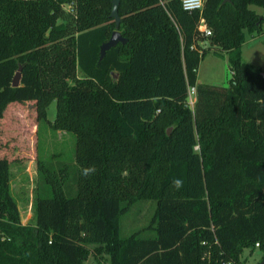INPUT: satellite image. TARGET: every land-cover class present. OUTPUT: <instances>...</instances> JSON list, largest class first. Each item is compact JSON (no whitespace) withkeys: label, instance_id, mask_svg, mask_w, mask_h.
<instances>
[{"label":"trees","instance_id":"16d2710c","mask_svg":"<svg viewBox=\"0 0 264 264\" xmlns=\"http://www.w3.org/2000/svg\"><path fill=\"white\" fill-rule=\"evenodd\" d=\"M70 1L0 0V120L29 100L45 119L55 99L50 125L75 134L78 166L68 195L66 166L38 160L33 221L22 223L0 155V264H84L88 244L105 264H242L257 242L264 261V70L241 57L244 31L264 22L249 5L264 0H205L210 35L180 0H120L126 41L101 58L111 0H73V12ZM211 49L226 52L227 85L198 80ZM139 200L155 201L150 221L122 237L120 217Z\"/></svg>","mask_w":264,"mask_h":264},{"label":"rangeland","instance_id":"374dc122","mask_svg":"<svg viewBox=\"0 0 264 264\" xmlns=\"http://www.w3.org/2000/svg\"><path fill=\"white\" fill-rule=\"evenodd\" d=\"M249 6L258 13L264 14L263 6L254 3ZM207 46V40H198L199 49ZM241 57L244 61L264 70V22L259 32H249L247 29L244 31ZM78 74H81L80 70ZM231 75L226 52L217 53L212 49L204 55L197 69L199 81L215 85H227ZM191 95L193 96V93ZM46 111L47 118L38 119L34 101H11L0 120V155L10 163V187L17 201L22 223L33 221L32 201L39 183L38 160L50 162L56 168L65 165L69 174L68 188H65V191L68 195H74L76 192L74 182V171L78 168L74 161L76 136L72 131L51 127L49 121L53 120L56 114L55 99L47 105ZM154 208V200L136 201L120 217L121 236H128L147 226ZM140 235L149 237L153 236L154 232L147 229ZM95 246L87 245L90 254L84 264L108 262V255L95 252ZM242 260V264H259L262 262V253L257 248L253 249L252 253L244 250Z\"/></svg>","mask_w":264,"mask_h":264},{"label":"built area","instance_id":"2783aa9c","mask_svg":"<svg viewBox=\"0 0 264 264\" xmlns=\"http://www.w3.org/2000/svg\"><path fill=\"white\" fill-rule=\"evenodd\" d=\"M181 1V5L184 9L188 10V11H193V10H198L199 11V17L196 23V27L197 30L201 33H203L204 35H210L211 34V29L210 27L207 25L206 20L203 16L202 13V9L204 6V1L205 0H180ZM64 8L73 12L75 10L74 8V1H70L68 3H65ZM193 93V96L191 95ZM196 99V95H195V86L194 85H190L188 87V95H187V102L189 105L193 106L194 101ZM259 246V243L257 242L255 244V247L257 248ZM223 264H239V263H232V262H225Z\"/></svg>","mask_w":264,"mask_h":264},{"label":"water","instance_id":"95a60500","mask_svg":"<svg viewBox=\"0 0 264 264\" xmlns=\"http://www.w3.org/2000/svg\"><path fill=\"white\" fill-rule=\"evenodd\" d=\"M225 1H230V0H222V2ZM112 2V7L110 11V15L114 18L115 20V28L112 30L109 38L106 41H103L100 44V49H99V58H101L107 49H109L111 46H114L117 42H125L126 38L122 35L120 29L118 28L120 24V16L118 14V5L120 0H111ZM264 74V71H262ZM21 75V65L18 66L17 70L14 73L13 79H12V85H17L19 83V78ZM170 130V127L168 128V131ZM259 264H264V261L260 262Z\"/></svg>","mask_w":264,"mask_h":264},{"label":"clouds","instance_id":"9594fccd","mask_svg":"<svg viewBox=\"0 0 264 264\" xmlns=\"http://www.w3.org/2000/svg\"><path fill=\"white\" fill-rule=\"evenodd\" d=\"M176 184H177V186H179L180 182L179 181H176Z\"/></svg>","mask_w":264,"mask_h":264},{"label":"crops","instance_id":"0c3cea01","mask_svg":"<svg viewBox=\"0 0 264 264\" xmlns=\"http://www.w3.org/2000/svg\"><path fill=\"white\" fill-rule=\"evenodd\" d=\"M114 74H116V72H113Z\"/></svg>","mask_w":264,"mask_h":264}]
</instances>
